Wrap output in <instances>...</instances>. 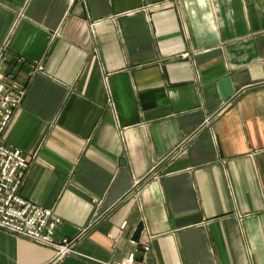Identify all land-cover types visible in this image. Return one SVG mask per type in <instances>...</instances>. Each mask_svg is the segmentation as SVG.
I'll use <instances>...</instances> for the list:
<instances>
[{
    "label": "crops",
    "instance_id": "1",
    "mask_svg": "<svg viewBox=\"0 0 264 264\" xmlns=\"http://www.w3.org/2000/svg\"><path fill=\"white\" fill-rule=\"evenodd\" d=\"M6 40L26 90L1 140L76 253L0 229V264H264V0H0Z\"/></svg>",
    "mask_w": 264,
    "mask_h": 264
},
{
    "label": "built area",
    "instance_id": "2",
    "mask_svg": "<svg viewBox=\"0 0 264 264\" xmlns=\"http://www.w3.org/2000/svg\"><path fill=\"white\" fill-rule=\"evenodd\" d=\"M7 45V40L0 45V229L53 249L54 256L51 262H56L68 254L76 253L74 241L66 237L56 240L55 232L61 222L60 217L55 215L51 208L21 196L20 188L31 159L20 149L1 140V134L19 107L26 90V84L18 83L11 76L14 68L23 63L22 58H16L14 63V58L6 52ZM183 56H186V53ZM41 70V65L31 67L28 78ZM125 224L123 222L120 229H123ZM130 241L138 244L134 239ZM141 247L144 253L149 250L147 242L141 243ZM101 263L149 264L144 259H137L134 252L118 260Z\"/></svg>",
    "mask_w": 264,
    "mask_h": 264
},
{
    "label": "water",
    "instance_id": "3",
    "mask_svg": "<svg viewBox=\"0 0 264 264\" xmlns=\"http://www.w3.org/2000/svg\"><path fill=\"white\" fill-rule=\"evenodd\" d=\"M202 90L207 104H209L210 101L213 103L210 111L215 110L222 102L227 101L235 92L229 76H224L213 83L206 85ZM164 94V88L161 87L144 92L140 94V97L142 99L146 98L148 100H155L156 97L163 96ZM142 227V223H138L133 232L132 239L138 240Z\"/></svg>",
    "mask_w": 264,
    "mask_h": 264
}]
</instances>
